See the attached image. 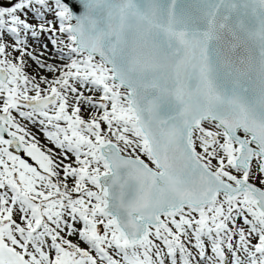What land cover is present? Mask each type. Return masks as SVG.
I'll return each mask as SVG.
<instances>
[{"label": "snow or ice", "instance_id": "1", "mask_svg": "<svg viewBox=\"0 0 264 264\" xmlns=\"http://www.w3.org/2000/svg\"><path fill=\"white\" fill-rule=\"evenodd\" d=\"M0 264H264V0H0Z\"/></svg>", "mask_w": 264, "mask_h": 264}]
</instances>
